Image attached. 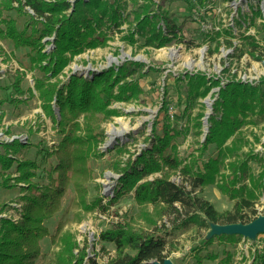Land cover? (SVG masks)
<instances>
[{
	"label": "trees",
	"instance_id": "1",
	"mask_svg": "<svg viewBox=\"0 0 264 264\" xmlns=\"http://www.w3.org/2000/svg\"><path fill=\"white\" fill-rule=\"evenodd\" d=\"M207 2L212 3V0H198L200 7ZM126 5L127 0H73L72 4L68 0H0V40L14 49H26L25 57L40 72L34 79V90L42 112L55 123L58 136L56 145L51 147L35 145L32 157H28L29 143L21 144L16 139L0 141V188H17L16 200L21 202L20 217L16 221L0 219V264H35L42 239L50 236L54 241L60 236L64 221L58 222L54 233L45 222L61 210L70 185L76 201L84 203L86 183L91 178L88 159L103 140L102 124L119 115L117 109L110 108L111 102L129 101L141 92L137 81L127 80L139 68V64L130 61L117 69H105L91 80L77 74H70L66 81L58 80V75L75 56L106 44L108 32L117 30L128 18L122 16ZM151 7V0H147L132 10L135 25L133 30L128 29L124 39L135 43L139 38L140 46L154 48L181 42V33L174 20L160 13L150 15ZM257 17H261L259 5L251 8L250 16H244V21L254 26L256 35H241V44L234 50L238 51L236 57L247 54L264 64V23H257ZM160 18L161 27L158 26ZM237 24L240 25V21ZM214 34L219 36V32ZM51 35L54 48L47 53L43 51L42 40ZM225 44L232 47L228 40ZM20 75L22 73L10 84L0 85V90L10 96L9 102L13 104L24 101L12 96L23 95L26 91L20 86ZM185 78L187 104L183 113L199 98H205L213 87H218L207 117V133L200 143V158L182 164L184 159L178 155V146L185 132L168 122L170 106L164 101L160 108V112H164L162 123L159 131L158 123L152 127L150 147L141 150L135 159H127L125 167L121 168L119 193L132 190L133 199L139 205H150L159 218L172 217L171 226L166 228L165 223L158 225L150 219L148 230L116 225L103 231L101 240L114 248V255L106 264L161 262L172 250L169 236L178 230L207 231L209 223H246L257 216L254 203L264 188L261 183L264 171L255 178L249 174L248 161H255L257 155L251 150L244 152L243 148L250 142L242 128L258 126L264 120V76L255 84L235 79L221 84L218 79H207L203 74L186 75ZM27 91L33 96L30 89ZM52 101L58 110V119ZM2 103L0 100V105ZM198 116L201 118L203 113ZM195 126L201 128V121ZM4 132L9 134L7 129ZM254 140L258 142L259 138ZM123 148L119 146L116 150L121 152ZM207 151L209 153L203 158ZM224 170L227 173H222ZM176 171L183 180L180 184L169 178ZM155 172L161 175L144 180ZM245 177L250 178L249 185L244 183ZM212 184L232 201L230 209L218 211L207 199L197 195L196 191ZM7 206L0 202V212ZM84 207L91 209L90 205ZM205 235L203 246L196 247L200 254L214 240L235 245L242 238L220 235L205 239ZM61 238L62 253L70 260L75 242L69 234L63 233ZM231 258L229 251L219 254L207 249L200 255V264L204 259L218 260L215 264H229ZM81 260L82 254L76 264ZM251 264H264V254L255 253Z\"/></svg>",
	"mask_w": 264,
	"mask_h": 264
},
{
	"label": "rangeland",
	"instance_id": "2",
	"mask_svg": "<svg viewBox=\"0 0 264 264\" xmlns=\"http://www.w3.org/2000/svg\"><path fill=\"white\" fill-rule=\"evenodd\" d=\"M68 1L71 4L73 2ZM146 2L147 0H127L122 16L128 18L117 30L108 32L109 39L106 44L75 56L58 75L60 81H66L70 74L91 80L94 75L105 69H117L130 61L139 64V68L135 74L127 77V80L137 81L141 92L129 101L111 102L110 108L117 109L119 115L102 124L103 140L98 143L94 154L88 159L91 178L86 183L84 203L79 204L76 201L77 196L70 185L62 200L61 210L45 222L51 233H54L58 222L64 221L65 225L60 236L54 241L50 236L42 239L40 254L35 264H76L80 254V264H106L114 255V248L111 243L101 240L103 231L116 225H127L133 230H148L150 219L155 220L158 225L165 223L166 228L170 227L172 217L159 218L150 205H139L133 199L132 190L119 193L121 168L125 167L127 159H135L141 150L150 147L152 127L158 123L159 131V125L162 123L164 112H160V108L164 101L170 106L168 122L185 132L178 146V155L184 159L182 164L200 158V143L207 133V117L211 113L213 95L218 87H213L205 98H199L183 113L187 104L186 75L203 74L207 79H218L221 84L231 79L255 84L264 76V64L251 59L247 54L236 57L238 51L234 50V47L241 44V35H256L254 26L244 21V16H250V10L255 5H259L261 10V17H257L256 22L264 23V0H212V3L207 2L202 7L198 0H151L150 15L160 13L161 16L173 19L182 37L181 42H172L159 48L140 46L141 40L137 39L136 35L135 43L124 39L128 29L133 30L135 25L132 10ZM238 21L240 25L237 24ZM161 25L163 24L160 18L158 26ZM214 32H219V36H215ZM211 36L214 38H210ZM258 37L260 39L262 36ZM226 40L232 43V47L225 44ZM42 42L44 52L53 50V35L45 37ZM217 42L219 44H216ZM25 51L23 48L14 49L0 40V85L10 84L15 81L17 74L22 73L20 86L26 90L23 95H12L16 99L24 100L14 104L9 102L10 96L0 90V100L3 101L0 105V141L10 142L16 139L21 144L29 143V156L27 153L26 155L32 157L35 145L46 144L51 147L56 145L58 136L55 123L42 112L41 102L34 90V79L40 76V72L29 63ZM27 89L32 91L33 96L29 95ZM51 105L58 119L54 101ZM201 112L203 116L200 118L198 115ZM199 121L201 128L195 126ZM6 129L9 134L4 132ZM111 129H114L115 133L111 132ZM242 132L250 142V145L243 148L244 152L251 150L257 155L255 161H248V172L255 178L264 171V120L258 126L247 125L242 128ZM253 134L259 138L258 142L254 140ZM119 146L124 147L121 152L116 150ZM208 153L209 151L203 158ZM160 175V172H155L144 180H151ZM169 178L175 184L183 181L178 171L171 173ZM249 179L245 177L246 185H249ZM261 183L263 188L264 176ZM196 193L207 199L218 211L230 209L232 206V201L213 184L203 186ZM18 195L17 188H0V202L8 205L0 212V219L9 218L16 221L20 217L21 202L16 200ZM95 201L97 203L94 204ZM84 205H90L91 209H86ZM255 207L263 214L264 188L258 193ZM207 231L178 230L169 236L172 250L166 253L167 257L175 264H200V255L206 253L207 249L219 254L225 250L232 255L229 264H251L257 250L264 254V234L258 235L252 241L241 238L235 245L228 241L214 240L200 254L196 247L203 246V236ZM63 233L69 234L75 242L73 257L70 260L67 254L62 253ZM202 261V264H215L218 260Z\"/></svg>",
	"mask_w": 264,
	"mask_h": 264
},
{
	"label": "water",
	"instance_id": "3",
	"mask_svg": "<svg viewBox=\"0 0 264 264\" xmlns=\"http://www.w3.org/2000/svg\"><path fill=\"white\" fill-rule=\"evenodd\" d=\"M260 234H264V213L258 214L254 219L249 222L242 223H209L208 231L205 239L212 236L220 235H239L243 239L255 240ZM151 264H174L169 257H165L161 262L157 260L151 261Z\"/></svg>",
	"mask_w": 264,
	"mask_h": 264
},
{
	"label": "built area",
	"instance_id": "4",
	"mask_svg": "<svg viewBox=\"0 0 264 264\" xmlns=\"http://www.w3.org/2000/svg\"><path fill=\"white\" fill-rule=\"evenodd\" d=\"M255 209H256V212H257V215L258 214H260V212H259V209L257 208V207H255ZM257 209H258V211H257ZM243 240H245V239H243ZM258 248H260L259 246H258ZM254 251L256 250V248L255 249H253ZM263 252H264V249H263Z\"/></svg>",
	"mask_w": 264,
	"mask_h": 264
},
{
	"label": "bare ground",
	"instance_id": "5",
	"mask_svg": "<svg viewBox=\"0 0 264 264\" xmlns=\"http://www.w3.org/2000/svg\"><path fill=\"white\" fill-rule=\"evenodd\" d=\"M111 132L115 133L114 129H111Z\"/></svg>",
	"mask_w": 264,
	"mask_h": 264
},
{
	"label": "crops",
	"instance_id": "6",
	"mask_svg": "<svg viewBox=\"0 0 264 264\" xmlns=\"http://www.w3.org/2000/svg\"><path fill=\"white\" fill-rule=\"evenodd\" d=\"M259 251H260V250H257V253H260Z\"/></svg>",
	"mask_w": 264,
	"mask_h": 264
}]
</instances>
